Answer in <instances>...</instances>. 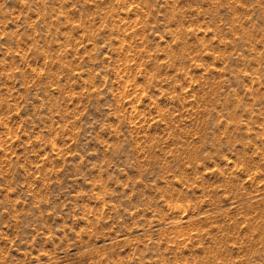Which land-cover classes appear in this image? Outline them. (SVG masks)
<instances>
[{"label":"rangeland","instance_id":"obj_1","mask_svg":"<svg viewBox=\"0 0 264 264\" xmlns=\"http://www.w3.org/2000/svg\"><path fill=\"white\" fill-rule=\"evenodd\" d=\"M0 264H264V0H0Z\"/></svg>","mask_w":264,"mask_h":264}]
</instances>
